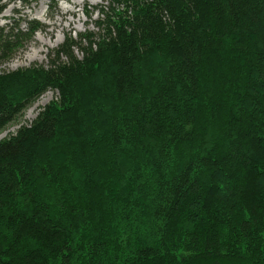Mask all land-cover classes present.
Segmentation results:
<instances>
[{"label":"trees","instance_id":"16d2710c","mask_svg":"<svg viewBox=\"0 0 264 264\" xmlns=\"http://www.w3.org/2000/svg\"><path fill=\"white\" fill-rule=\"evenodd\" d=\"M100 13L0 71V134L58 93L0 141V264H264V0ZM29 27H0V66Z\"/></svg>","mask_w":264,"mask_h":264},{"label":"rangeland","instance_id":"374dc122","mask_svg":"<svg viewBox=\"0 0 264 264\" xmlns=\"http://www.w3.org/2000/svg\"><path fill=\"white\" fill-rule=\"evenodd\" d=\"M110 3L111 0H39L26 8L21 4L7 6L0 15V27L18 25L21 32L27 33L32 27L29 24L36 21L41 29L33 35L30 31L28 38L24 36L23 45L15 52L12 60L0 66V71L47 66V55L63 44L67 34L75 38L85 32H97L95 26L100 19V12ZM57 96L58 93L54 91L45 93L19 121L0 134V141L16 133L21 126L32 124L43 108Z\"/></svg>","mask_w":264,"mask_h":264}]
</instances>
